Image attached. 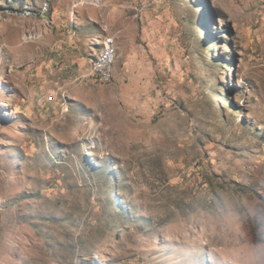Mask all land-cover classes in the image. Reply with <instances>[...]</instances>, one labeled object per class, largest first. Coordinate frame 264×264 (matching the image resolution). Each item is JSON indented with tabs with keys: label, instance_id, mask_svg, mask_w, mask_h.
I'll use <instances>...</instances> for the list:
<instances>
[{
	"label": "rangeland",
	"instance_id": "374dc122",
	"mask_svg": "<svg viewBox=\"0 0 264 264\" xmlns=\"http://www.w3.org/2000/svg\"><path fill=\"white\" fill-rule=\"evenodd\" d=\"M93 1L0 0V264H233L264 244V0Z\"/></svg>",
	"mask_w": 264,
	"mask_h": 264
},
{
	"label": "bare ground",
	"instance_id": "6f19581e",
	"mask_svg": "<svg viewBox=\"0 0 264 264\" xmlns=\"http://www.w3.org/2000/svg\"><path fill=\"white\" fill-rule=\"evenodd\" d=\"M86 3V2H83ZM96 6L99 0L92 2ZM109 38V39H107ZM110 43V46H109ZM104 48H108V66L105 64L94 65V60H97L99 55H104ZM114 64H115V44L114 39L110 35H105L102 39V45L99 49L93 52L91 57L90 73L98 81L109 82L114 77Z\"/></svg>",
	"mask_w": 264,
	"mask_h": 264
},
{
	"label": "clouds",
	"instance_id": "9594fccd",
	"mask_svg": "<svg viewBox=\"0 0 264 264\" xmlns=\"http://www.w3.org/2000/svg\"><path fill=\"white\" fill-rule=\"evenodd\" d=\"M233 264H264V244H248Z\"/></svg>",
	"mask_w": 264,
	"mask_h": 264
},
{
	"label": "crops",
	"instance_id": "0c3cea01",
	"mask_svg": "<svg viewBox=\"0 0 264 264\" xmlns=\"http://www.w3.org/2000/svg\"><path fill=\"white\" fill-rule=\"evenodd\" d=\"M97 20V19H96ZM96 20L93 18V17H91V16H87V19H85V22H86V28L84 29V30H82V28H81V26H82V23H79L78 24V26L80 27H77L76 29H75V34H78V36H82V35H84L85 37H87V38H89L90 39V37L91 36H93V37H95V36H97V34H92L91 33V26H92V24L93 23H95L96 22ZM98 24V23H97ZM99 25V24H98ZM105 36V35H104ZM103 36V37H104ZM103 39V38H102ZM101 44H102V40H101ZM90 66H91V62H90Z\"/></svg>",
	"mask_w": 264,
	"mask_h": 264
},
{
	"label": "built area",
	"instance_id": "2783aa9c",
	"mask_svg": "<svg viewBox=\"0 0 264 264\" xmlns=\"http://www.w3.org/2000/svg\"><path fill=\"white\" fill-rule=\"evenodd\" d=\"M109 39V38H107ZM110 46V43H109ZM105 64L108 66V48H104V55H99L97 60H94V65Z\"/></svg>",
	"mask_w": 264,
	"mask_h": 264
},
{
	"label": "trees",
	"instance_id": "16d2710c",
	"mask_svg": "<svg viewBox=\"0 0 264 264\" xmlns=\"http://www.w3.org/2000/svg\"><path fill=\"white\" fill-rule=\"evenodd\" d=\"M101 30L99 29V25L97 23H93L91 26V33L92 34H99Z\"/></svg>",
	"mask_w": 264,
	"mask_h": 264
},
{
	"label": "water",
	"instance_id": "95a60500",
	"mask_svg": "<svg viewBox=\"0 0 264 264\" xmlns=\"http://www.w3.org/2000/svg\"><path fill=\"white\" fill-rule=\"evenodd\" d=\"M26 13H28V11H24V12H22V13H20V14H26Z\"/></svg>",
	"mask_w": 264,
	"mask_h": 264
}]
</instances>
